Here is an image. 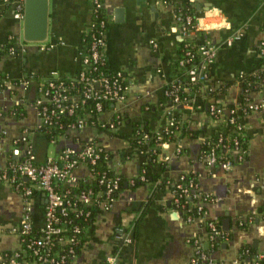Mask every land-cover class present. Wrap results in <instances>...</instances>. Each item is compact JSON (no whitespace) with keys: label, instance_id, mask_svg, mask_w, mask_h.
<instances>
[{"label":"crops","instance_id":"crops-1","mask_svg":"<svg viewBox=\"0 0 264 264\" xmlns=\"http://www.w3.org/2000/svg\"><path fill=\"white\" fill-rule=\"evenodd\" d=\"M41 1L33 2L37 13ZM47 1L48 37L34 43L24 40V16H16L19 4L24 15L25 0L0 1V47L6 48L13 38L16 47L26 49L0 58V173L9 163L14 139L39 122L34 105L37 81L54 72L70 78L81 68L85 33L93 22L91 1ZM103 6L109 18L105 45L108 67L125 72L130 88L127 100L106 104L101 114L102 120L119 117L118 129L110 133L87 126L81 132L72 131L57 145H46L41 137L34 139L43 163L49 155L60 156L65 146L78 148L82 141L96 138L114 154L113 172L125 178L113 207L85 228L74 264H105L111 254L118 255L117 264H190L195 238L210 249L216 264H233L244 246L264 254V87L252 93L262 104L261 109L243 119L247 159L225 171L219 164L208 165L200 158L203 138L214 135L219 127L209 116L207 105L240 102V77L264 63L259 53L264 42V0H196V18L205 30L198 40L218 45L219 52L209 78L200 86L203 90L192 89L191 105H174L166 99L169 82L182 73L178 62L183 39L173 6L163 0H104ZM238 31H242V38L226 45V39ZM153 41L158 43L157 48ZM27 80L31 83L23 87L20 83ZM17 106H21L18 111ZM174 119L181 128L172 135L175 140L157 145L155 171L159 179L133 187L132 180L142 176L148 161L132 147L135 126L142 124L162 132ZM193 131H202L201 136L193 137ZM191 172L199 175L201 189L217 198L209 203L205 218L213 219L222 229L223 221L229 220L227 232L231 236L215 249H211L209 232L203 225L205 218L186 222L173 205L171 192L162 184L166 178L176 179ZM89 173L86 165L77 170L82 178ZM40 197L33 209L35 228L44 224L46 198L44 194ZM23 207L22 194L0 180V256L8 250L22 249L21 238L13 228L21 224ZM250 217L252 222L239 224V219ZM121 231L131 241L119 237Z\"/></svg>","mask_w":264,"mask_h":264},{"label":"built area","instance_id":"built-area-1","mask_svg":"<svg viewBox=\"0 0 264 264\" xmlns=\"http://www.w3.org/2000/svg\"><path fill=\"white\" fill-rule=\"evenodd\" d=\"M90 1L93 6V19L97 22L93 20L85 33L80 70L70 78L61 77L54 72L50 77L37 81L38 95L34 105L39 122L34 129H25L14 139L10 148L9 163L0 173V180L11 184L24 199L21 224L13 228L21 238L22 249L13 250L18 252L9 259L2 254L0 256L2 264H74V258L77 256L76 245L81 242V235L86 228L82 221L90 219L94 206H99L101 214L110 210L118 198L119 174L115 172L117 175L114 176L107 174L113 171L111 166L115 160L114 156L108 158V170L101 175L94 173L101 153L108 151L98 139L84 140L77 145L78 148L65 146L60 156L49 155L44 163L38 162L35 151L34 139L43 133L48 135L53 126L64 128L65 124L61 123V119L67 118L70 122L64 133L53 137L50 144L57 145L72 131L81 132L87 126H95L100 131L111 133L118 129L121 122L119 117L114 120L101 118L106 104L127 100L130 88L125 72L111 71L108 67L105 45L109 18L103 6L104 0ZM191 2L195 4L196 0ZM163 3L173 6L176 27L183 39V54L178 62L182 73L169 82L165 93L166 96H171L174 105H191L194 101V98H191V91L202 86L209 78L210 67L216 61L219 46L207 40H198L199 35L202 36L205 30L200 27L196 17L181 12L177 6L180 2L163 0ZM17 11L16 16L22 18L24 15L21 4L18 5ZM99 11L104 12V18L100 20ZM242 35V31H238L235 36L228 37L225 44L231 45L241 39ZM152 44L155 48L158 47L157 42L153 41ZM8 46L0 47V57L5 54L16 55L19 49L22 52L26 50L25 47H16L13 38L9 40ZM259 53L264 57V42L260 45ZM6 83L7 80L4 81V84ZM30 83L31 80H27L20 84L27 87ZM200 89L203 90L201 87ZM182 91L185 92V96H182ZM253 92L254 90L247 88L242 94L243 102L241 100L229 106L220 102H211L207 105L209 116L216 125L219 123V127L214 135L202 140L204 149L200 158L206 164H219L225 171H230L247 159L249 149L245 145L247 142L243 119L262 107V104L252 97ZM89 101L94 103L90 108L86 107ZM79 109L83 111L78 112ZM75 116L76 118L71 121ZM180 129L177 120H171L162 132H157L158 139L162 140L166 135H175ZM6 132L2 131L3 134ZM142 137L146 139L147 135L144 134ZM134 149L141 153L138 147ZM81 165H86L90 172L84 178L77 174ZM141 178L146 180L144 174ZM94 181H98L103 188L95 190ZM81 182H84L86 187L80 192H75L74 188ZM162 184L171 192L173 205L183 214L186 222L205 218L209 203L217 200L215 196L201 189L199 175L193 172L182 174L176 179L166 178ZM42 194L46 198L44 224L37 228L40 231L39 236L28 238L35 227L33 209ZM193 208L196 212L192 211ZM249 222H252V217L239 219L240 225ZM203 225L209 232L211 249L229 239V232L224 231L213 219H203ZM119 237L131 241L123 231ZM193 244L195 251L190 264H216L210 249L204 248L200 238L193 239ZM117 262L118 255L111 254L106 258L105 264ZM233 264H264V254L254 253L249 246H244Z\"/></svg>","mask_w":264,"mask_h":264},{"label":"trees","instance_id":"trees-1","mask_svg":"<svg viewBox=\"0 0 264 264\" xmlns=\"http://www.w3.org/2000/svg\"><path fill=\"white\" fill-rule=\"evenodd\" d=\"M171 1L180 2V4H178L177 6L181 10V12H184V14H188L189 13V14L193 15L194 17H196V13L197 12L195 10V4H193L191 2V0H171ZM101 18H104V12L99 11L98 20H100ZM93 20H95L97 22L96 19H93ZM194 50H195V48H194ZM177 72H178V70L176 69L175 70V74ZM173 78H174V76H173ZM242 79H243L242 80L243 83H242V86H241L242 94L245 93V90L247 88H249L250 90H258V89L263 88L264 87V63L260 62V66H258L256 69H254V70H252L250 72L245 73L242 76ZM182 96H185V92L184 91H182ZM166 99L170 102V104H173V100H172L171 96H166ZM241 100H242L241 102H243V96H242ZM93 104H94L93 102L89 101L88 104L86 105V107L90 108V107L93 106ZM19 108H21V106H17V111L19 110ZM82 111H83V109H79L78 110V112H82ZM75 118H76V116L72 117L71 121L74 120ZM69 122L70 121L67 118L61 119V123L65 124V127L67 126V124ZM65 127L62 128V129H59V128H55L53 126V127H51L50 131L48 132V135L46 133H43V134H40L38 137H41L43 142L46 143V145H49L50 141H51V139L53 137L64 133ZM182 128L185 131L186 126H183ZM201 132L202 131H193V132H190V133L192 134L193 137H199V136H201ZM144 134L147 135L146 139H143V137H142ZM173 140H175L174 136H168V135H166L162 140H160V139H158L157 131H151L150 129H148L147 126L142 125V124H137L135 126V136H134L133 139H131L132 147L133 148L134 147H138V151L141 152L140 154L145 155L148 158V161L146 162V164L143 165V169H144V173L143 174L145 175L146 180H143L141 178V176L138 177V178H134L132 180V182H133L132 186L133 187L145 184L147 181H157L159 179V175L155 171L156 170L155 167H156V163H157L156 160H157V156H158V153H159V148H157V145L159 143H161L162 141H173ZM245 141H246V137H245ZM245 145H247V143H245ZM35 151H36V154H37L38 162L42 163V162L39 161L37 147H35ZM112 156H114V154L112 152H110V151L102 152L100 158L98 159L97 165L94 167V173L98 174V175L99 174L101 175V174H103L104 171L108 170L107 161H108V158H111ZM107 174H109L110 176L117 175L113 171H109ZM118 176L120 177V190H121L123 188V186H124L125 178L122 175H118ZM85 187H86L85 183L81 182L80 185L77 188H74V191L75 192H80ZM93 187L97 191L103 188V186L98 181H94ZM192 211L196 212L195 208H193ZM92 213L93 214H92V216L90 217V219L88 221H82V225L83 226L87 227L98 216V214L100 213V209H99L98 205H96V206H94L92 208ZM206 230H207V228H206ZM39 235H40V231L37 228L34 227L33 231L27 237L28 238L29 237H36V236H39ZM230 236H231V234L229 233V237ZM83 242H84V233L81 235V242L76 245L77 254L80 252V249L82 247ZM16 252H18V251L8 250V251L3 252L2 254L4 256H6V259H9V257L14 255ZM0 264H2V263H0Z\"/></svg>","mask_w":264,"mask_h":264},{"label":"water","instance_id":"water-1","mask_svg":"<svg viewBox=\"0 0 264 264\" xmlns=\"http://www.w3.org/2000/svg\"><path fill=\"white\" fill-rule=\"evenodd\" d=\"M35 1L36 0H25L24 8V40L30 43L44 42L48 37V1H41V10L38 13L33 8V2ZM33 21L36 24H34ZM223 229L225 231L230 229L228 219L223 221ZM207 247L208 244H206V248Z\"/></svg>","mask_w":264,"mask_h":264},{"label":"rangeland","instance_id":"rangeland-1","mask_svg":"<svg viewBox=\"0 0 264 264\" xmlns=\"http://www.w3.org/2000/svg\"><path fill=\"white\" fill-rule=\"evenodd\" d=\"M52 147H53V146H52ZM52 147H50V150L52 149ZM48 154H50V152H49Z\"/></svg>","mask_w":264,"mask_h":264}]
</instances>
